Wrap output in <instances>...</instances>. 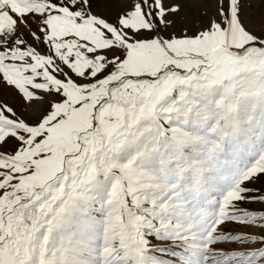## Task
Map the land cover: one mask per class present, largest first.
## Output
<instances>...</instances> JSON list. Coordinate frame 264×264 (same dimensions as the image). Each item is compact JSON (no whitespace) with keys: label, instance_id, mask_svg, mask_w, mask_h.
<instances>
[{"label":"snow or ice","instance_id":"6c2138e0","mask_svg":"<svg viewBox=\"0 0 264 264\" xmlns=\"http://www.w3.org/2000/svg\"><path fill=\"white\" fill-rule=\"evenodd\" d=\"M253 203L264 0H0V264H264Z\"/></svg>","mask_w":264,"mask_h":264},{"label":"rangeland","instance_id":"374dc122","mask_svg":"<svg viewBox=\"0 0 264 264\" xmlns=\"http://www.w3.org/2000/svg\"><path fill=\"white\" fill-rule=\"evenodd\" d=\"M248 207L251 208V209H262V208H264V206H261L260 204H256V203L250 204ZM234 231L248 232L249 229H247V228H238V229H235Z\"/></svg>","mask_w":264,"mask_h":264}]
</instances>
